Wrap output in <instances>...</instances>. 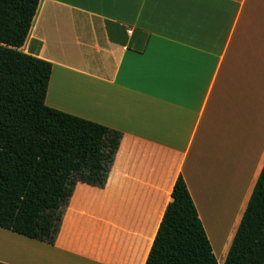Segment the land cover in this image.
<instances>
[{"label":"crops","instance_id":"1","mask_svg":"<svg viewBox=\"0 0 264 264\" xmlns=\"http://www.w3.org/2000/svg\"><path fill=\"white\" fill-rule=\"evenodd\" d=\"M258 24L264 0H41L22 51L53 65L46 105L122 139L106 186H76L55 244L0 228V263L146 264L180 176L210 238L213 181L251 129L252 183L221 222L228 254L264 166Z\"/></svg>","mask_w":264,"mask_h":264},{"label":"trees","instance_id":"2","mask_svg":"<svg viewBox=\"0 0 264 264\" xmlns=\"http://www.w3.org/2000/svg\"><path fill=\"white\" fill-rule=\"evenodd\" d=\"M40 2L0 0V228L53 246L76 186H106L122 134L46 105L53 65L22 51ZM146 264H219L182 176ZM223 264H264V166Z\"/></svg>","mask_w":264,"mask_h":264},{"label":"rangeland","instance_id":"3","mask_svg":"<svg viewBox=\"0 0 264 264\" xmlns=\"http://www.w3.org/2000/svg\"><path fill=\"white\" fill-rule=\"evenodd\" d=\"M261 5H262V2H261ZM261 7H263V6H261ZM259 47H260L261 64H262V66L260 65L262 67V68L260 67L261 78H262V75L264 76V41L261 40L259 42ZM261 80H262V96H263L264 95V79H261ZM255 138H256L255 131H252L251 129H249V130L246 129L244 132H242L238 136L236 135L234 137V139L232 140L234 144L232 143V141H230V144L228 147L231 150V151L230 150L229 151L233 154L235 153V149H237L238 146H239V148H241L242 146L247 147L246 164H242L240 166V168L238 167L239 169H241V175H240L241 178L240 179H242L244 181V185L241 188L238 185H235L237 187L236 192L237 193L240 192L241 198L244 195V193L245 194H246V192L248 193V189L252 183V178H253L252 175L254 173V172H252V166L254 164V158L256 156V152L254 150ZM233 167H234V164L232 163L231 168H233ZM250 176H252V177H250ZM211 188H213V191H221L223 194V197H221L220 194H215L218 192H214V194H210L208 196V201H209L208 210L210 212V215L215 216L217 214L218 210L222 211L221 221H220V223H221L222 219L228 213V211L232 210V208L230 209V207L233 205L232 196L230 194V191L226 187L221 188L219 185H215V186H212ZM236 192H235V194H236ZM234 198H235V196H234ZM234 206H236V205H233L232 207L234 208ZM211 225H212V227H210V231H209L210 238L212 237L211 232L218 229L217 223L212 222V220H211ZM210 238H209V240H210ZM211 240H212V238H211ZM211 244H212L214 254H215L219 264H223L227 258L228 254H226V251H227L230 244L225 248V251L221 252L220 254L216 252L215 246L213 245L212 242H211Z\"/></svg>","mask_w":264,"mask_h":264},{"label":"bare ground","instance_id":"4","mask_svg":"<svg viewBox=\"0 0 264 264\" xmlns=\"http://www.w3.org/2000/svg\"><path fill=\"white\" fill-rule=\"evenodd\" d=\"M258 25H259L258 26L259 28H258V30L256 29L257 31L255 30V34L258 35V31H260V35H263V33H264L263 24H258ZM261 40L263 41V37H262V39L261 38L259 39V42ZM246 152H247V147H243V146L241 148H239V146H238L237 149H235V153L232 154L233 156L230 155L231 154V152H230L229 157L232 159V162H233V164H235L236 167H240L242 164H246ZM225 165H226L225 167L227 169L228 168L227 164H225ZM225 167H224V170H225ZM227 170H229L227 173L229 174L230 177L226 178V176L228 175V174H226L224 176V178H226V179H223L222 181H213V183H216L221 188L226 187L230 191V194H231L232 200H233V205L240 204V202H242L243 199L246 197L245 195H247V192H246V194L244 193L243 199H242L240 196V192L239 193L236 192L237 187L235 185H238L241 188L244 185V181L242 179H240L241 176L237 175V173L233 174V168H231V165H230V168H228ZM235 192H236V194H235ZM234 196H235V198H234ZM221 215H222V211L218 210V212L215 216L214 215L209 216V218H211L212 222L217 223L218 229L211 232V234H212L211 238H212V243L215 246V250L219 254L221 252L225 251V248L231 242L233 233H235L233 227L222 225V223H220Z\"/></svg>","mask_w":264,"mask_h":264}]
</instances>
